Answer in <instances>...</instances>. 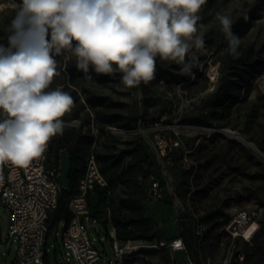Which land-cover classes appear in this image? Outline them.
Wrapping results in <instances>:
<instances>
[{"label":"rangeland","instance_id":"obj_1","mask_svg":"<svg viewBox=\"0 0 264 264\" xmlns=\"http://www.w3.org/2000/svg\"><path fill=\"white\" fill-rule=\"evenodd\" d=\"M20 2L0 0V44L5 47L8 46L7 28ZM263 2L215 0L208 9L201 7L198 13L201 20L193 40L202 35L204 43L196 46L190 42L192 47L185 57V61L192 64L190 74H182V65L175 61L157 57L155 77L148 82L145 91L138 86H125L120 73L105 82H100L97 77L106 75L95 71L92 79L86 76L80 79L81 84L103 97L104 104L100 109L121 113L129 124L132 120L138 122L136 129L115 128L124 136L142 138L145 155L149 156L140 163L142 166L149 167L155 160L161 167L159 174L152 168L146 178L143 173L139 174L140 194L136 199L140 198V201L129 202L133 197L124 187L118 192V201H125L152 225L151 237L171 240L182 236L192 244L195 256L199 248L203 257L221 259L228 243L224 227L233 207L248 210L264 207V156L220 133L226 129L235 131L264 153V13L250 20V29L239 38L238 55L226 51L228 41L222 39V25L216 19L219 12L230 15L232 25L238 24L244 17L255 14L256 6ZM54 58L56 73L48 90L59 88L73 99L71 109L61 118L63 132H80L84 136L80 146L91 151L88 141L91 136L97 139L99 126L81 91L75 93L69 82L68 63L71 61L76 65V57L62 52ZM212 68L218 71L215 81L209 74ZM176 85H181L179 91ZM217 92L218 96H215ZM226 93L238 98L225 101ZM80 102L85 108L79 107ZM75 122L76 126L69 125ZM58 138L59 134L50 139L52 156L60 146ZM164 139L172 146L166 152L161 147ZM151 175L163 186V197L158 200L150 194ZM263 218L264 213L260 222ZM197 219L207 226L201 246L193 233ZM63 223L50 235V263L76 264L74 260L58 261L59 253L64 251ZM9 224L10 212L0 205V264H7L16 253L15 243L7 236ZM94 227L98 232L90 236L96 238V247L107 253L101 264H108L115 260L112 228L110 224L106 226L97 221ZM126 264H187V259L184 254L168 249L144 250L128 259Z\"/></svg>","mask_w":264,"mask_h":264},{"label":"clouds","instance_id":"obj_2","mask_svg":"<svg viewBox=\"0 0 264 264\" xmlns=\"http://www.w3.org/2000/svg\"><path fill=\"white\" fill-rule=\"evenodd\" d=\"M206 0H21L0 44V162L24 167L40 157L48 141L62 134L61 119L73 104L59 88L48 90L56 73L55 55L64 50L88 79L120 73L128 88L149 82L156 58L182 65L192 47L203 46L198 13ZM229 54L240 43L230 15L216 13ZM50 37V38H49ZM192 42V43H190ZM115 66V67H114ZM179 91L181 85H176Z\"/></svg>","mask_w":264,"mask_h":264},{"label":"built area","instance_id":"obj_3","mask_svg":"<svg viewBox=\"0 0 264 264\" xmlns=\"http://www.w3.org/2000/svg\"><path fill=\"white\" fill-rule=\"evenodd\" d=\"M212 79V78H211ZM112 134H121L115 127H107ZM134 131V130H133ZM162 151L172 149L167 139L162 140ZM60 164L51 158V142L48 141L40 157L33 158L27 166H16L10 161L0 162V205L10 212L8 238L15 243L16 253L7 264H51L49 258V239L56 228L63 223L61 234L64 251L59 253L58 261L74 260L76 264H101L106 251L101 252L95 245L91 234H97L94 227L96 222L91 218L86 202L87 193L96 183L106 186V178L99 169L94 149L87 158V169L79 181V192L72 196L68 206L70 218L52 227L50 217L58 208L62 186L58 182ZM151 196L158 200L163 197V186L154 175L150 176ZM264 207L248 210L242 207H233L228 223L224 227L228 238L226 250L219 260L203 257L198 248L197 258L190 253L187 240L175 237L171 240L158 237L121 240L117 236V228L109 217V224L114 237L111 239L115 260L108 264H126L144 250L168 249L173 253H182L187 264H246V247L252 245L260 231L262 221L260 217ZM198 238V245L207 234V226L199 219L193 228ZM58 239L59 232H56ZM100 242L102 240L99 237ZM103 246L104 243L102 242ZM245 247V248H244ZM8 256L10 253L8 252Z\"/></svg>","mask_w":264,"mask_h":264},{"label":"trees","instance_id":"obj_4","mask_svg":"<svg viewBox=\"0 0 264 264\" xmlns=\"http://www.w3.org/2000/svg\"><path fill=\"white\" fill-rule=\"evenodd\" d=\"M215 0H206L202 6L208 9ZM264 13V2L256 6L255 14H250L242 19L238 24L231 27L232 32L239 38L243 37L250 29L251 19L261 17ZM50 38V37H49ZM222 39L227 42L225 34L222 32ZM65 53H72L64 50ZM115 67V66H114ZM68 72L71 75L69 82L72 89L77 93L81 91L84 101L94 111L95 121L99 126V136L95 140L91 136L88 141L89 148L92 147L97 157L99 169L106 178L108 184L102 186L98 183L86 195V202L92 219L101 222L104 225L109 224V217L117 228V236L121 240H130L137 238H150L152 236V225L141 215L135 213L130 205L125 201H118L119 190L124 187L129 190V194L133 197L129 202H138L136 199L140 194V183L138 176L143 173L144 177L150 175L149 168L160 173V164L152 160L151 166H142L140 163L144 159H149L145 154L146 149L144 142L140 136H129L122 134H112L107 131V127H118L124 129H136L138 122L130 121L127 123L125 117L121 113H111L100 109L104 102L103 97L93 93L90 89L80 83V79L86 76L82 71L78 70L75 64L70 61L68 63ZM94 70L90 69L89 75H93ZM111 76H99L100 82L108 81ZM78 78L79 80H76ZM160 79V76L156 78ZM138 87L145 91L148 88V82H141ZM218 92L215 94L217 95ZM78 98V97H77ZM238 98L230 93L225 94V101ZM80 108H85L83 102L79 103ZM130 126V127H129ZM84 137L80 132H62L59 134L58 142L60 146L55 152L53 159L59 164L60 153L67 149L73 157V170L70 175L71 187L62 191L59 197L58 208L52 213L50 222L52 227H56L62 221H68L70 218L69 200L72 196L79 192V181L84 176L87 169V158L90 151H86L85 147H81V138ZM94 142V144H93ZM98 142V145H97ZM52 148V146H51ZM130 157V159H128ZM186 231V228L183 229ZM187 240V239H186ZM191 256L197 258L192 253V244L187 240ZM246 264H264V218L261 228L253 241V245L246 250Z\"/></svg>","mask_w":264,"mask_h":264},{"label":"water","instance_id":"obj_5","mask_svg":"<svg viewBox=\"0 0 264 264\" xmlns=\"http://www.w3.org/2000/svg\"><path fill=\"white\" fill-rule=\"evenodd\" d=\"M69 125L73 126V124H69ZM231 132L236 136L235 141L239 142V140L241 139L246 141V139L244 137L239 136L237 132L235 131H231ZM220 133H222V131H220ZM249 144L254 146V144L250 142ZM253 149L258 150V152H260L261 154H264L256 146ZM72 170H73V157L67 149H64L60 153V175L58 176V182L65 189H69L71 187L70 175H71Z\"/></svg>","mask_w":264,"mask_h":264},{"label":"bare ground","instance_id":"obj_6","mask_svg":"<svg viewBox=\"0 0 264 264\" xmlns=\"http://www.w3.org/2000/svg\"><path fill=\"white\" fill-rule=\"evenodd\" d=\"M210 77L212 78V80L213 81H215V79L218 77V71L216 70V68H212L211 69V71H210ZM72 124V123H71ZM77 125V123H73V126H76ZM222 133H223V135H225L226 137H230V138H232V139H236V136L230 131V130H228V129H226V130H223L222 131ZM239 143H242V144H245V145H248V146H250L251 148H255V145L253 146V145H251V144H249V142L246 140H243V139H241V140H239ZM257 152H258V150H256ZM260 153V152H259ZM261 154V153H260ZM261 155H263L264 156V154H261Z\"/></svg>","mask_w":264,"mask_h":264}]
</instances>
